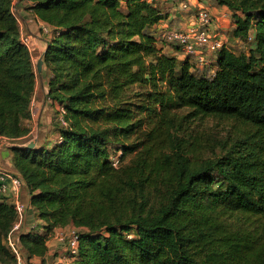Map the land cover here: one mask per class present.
Masks as SVG:
<instances>
[{"label":"trees","instance_id":"obj_1","mask_svg":"<svg viewBox=\"0 0 264 264\" xmlns=\"http://www.w3.org/2000/svg\"><path fill=\"white\" fill-rule=\"evenodd\" d=\"M31 1L55 31L42 60L65 126L50 147L11 148L44 223L20 236L26 257L46 264L47 240L72 227L71 264H264V0H214L252 45L222 47L211 76L173 42L182 58L164 52L155 4ZM34 87L12 0H0V135L14 143L29 133ZM206 119L229 126L219 154ZM14 221L0 201V264L14 263L3 243Z\"/></svg>","mask_w":264,"mask_h":264},{"label":"built area","instance_id":"obj_2","mask_svg":"<svg viewBox=\"0 0 264 264\" xmlns=\"http://www.w3.org/2000/svg\"><path fill=\"white\" fill-rule=\"evenodd\" d=\"M29 6L33 3L31 0H24ZM150 4H158L166 0H145ZM178 10L184 13V22L179 29L165 30V39L179 46L182 57H187L193 62L196 69H203L208 64V58L216 59L219 50L224 47L222 34L214 31V17L204 7L197 3V7L192 8L186 2L178 4ZM12 14L17 20L15 12ZM18 21V20H17ZM40 24V32L44 36L52 37L55 35L54 28L35 18ZM21 41L30 52L31 59L35 58V46L29 36L20 35ZM226 48V47H225ZM31 107V104H30ZM63 109L59 108L58 124L65 126L62 114ZM35 113L30 112V119L35 118ZM29 136V135H27ZM25 136V137H27ZM60 140V137L59 139ZM13 141L4 135H0V147L2 145H11ZM113 165L116 166L117 160L113 158ZM23 181L17 171H7L0 167V201H5L12 206L15 214V221L6 234L3 243L9 253L14 257L13 264H41L38 257H26L20 243V236L29 230L24 227V219L31 209L29 202L21 199V188ZM32 230V229H31ZM56 241L64 247L65 256L61 257L62 264L66 263L68 258L70 262L74 260L78 250V234L76 229L68 228L53 233Z\"/></svg>","mask_w":264,"mask_h":264},{"label":"crops","instance_id":"obj_3","mask_svg":"<svg viewBox=\"0 0 264 264\" xmlns=\"http://www.w3.org/2000/svg\"><path fill=\"white\" fill-rule=\"evenodd\" d=\"M214 1V0H213ZM205 2V1H204ZM214 5H206L210 13L218 20L214 23V31L220 33L225 30L230 31L232 26L230 24L229 16H231L230 11L224 7L218 5L214 1ZM167 6V5H166ZM29 5L24 0H12V10L17 16V22L23 26L20 29V35L29 36L32 39L35 46V58H32L33 69L35 72V87L31 98V107L30 112L35 113V118L29 120H24L23 125L29 128V136H32L35 145L34 147H50L52 144L56 143L59 139V134L56 131V125H58L59 115V106L55 103H52L50 98L47 96L48 91V80L50 79V72L46 64L43 62L40 66V71L36 69V65L39 59H42V55L45 53L47 48L51 43V37L44 36L40 31V24L35 21V16L33 12L29 9ZM161 9V6L159 7ZM164 14H167L166 17L155 26V34L159 38V35L163 31L168 29H179L182 27L184 22V17H178L177 21L172 22L174 16L171 15L170 11L161 9ZM229 21L228 26H225V23ZM44 23V22H43ZM21 26V25H20ZM164 29V30H162ZM160 40V39H159ZM164 52L170 55L177 56L179 58L178 50L173 49L170 45H163ZM29 136L24 137L22 140L24 142L28 141ZM17 145L18 143H14ZM20 146V145H19ZM0 167L7 171H16L12 161V152L11 149L6 145L0 147ZM21 199L28 201L29 193L25 185L21 188ZM43 222L40 221L33 210H29L25 219L24 227L29 231L31 229H38L39 233L44 231ZM72 227L58 228L54 232H58L63 229H68ZM54 234L47 240V253L45 256L46 264H58L61 257L65 256V250L56 239L53 237ZM67 259L66 263L71 264L69 259L66 257L63 260Z\"/></svg>","mask_w":264,"mask_h":264},{"label":"rangeland","instance_id":"obj_4","mask_svg":"<svg viewBox=\"0 0 264 264\" xmlns=\"http://www.w3.org/2000/svg\"><path fill=\"white\" fill-rule=\"evenodd\" d=\"M181 2H186L187 4L192 6V8L197 7V3H199V5H201L205 9H207L206 5L210 6V5L215 4L213 0H166L164 2L162 1L158 4H156V6H158V7L161 6V9L164 8L165 10L170 11L171 15L174 16V19H172V22H174V21L180 20V19H178V17L182 18L185 15L184 13L180 12L178 10V7H177L178 4ZM229 20H230V16H229ZM217 21L218 20L214 17V23ZM228 24H229V21H227L225 23V26L227 27ZM18 25H19V29H21L23 26V22H21V24L18 22ZM162 30H164V29H162ZM166 30H167V28H166ZM39 31H40V29H39ZM231 31H232V29L230 31L225 30L223 32H220V34H222V38L224 40V47H226L229 51H231L235 54L247 53L248 49L252 45V41L249 40L247 42H244L240 39H236L231 35ZM163 34H165V31H163ZM52 37H53V35H52ZM159 39L164 44L170 45L171 47L175 48V46L173 44H170L166 41V39L163 37L162 33L159 35ZM179 58H182V57L179 56ZM213 71H215V60H214V58H211V57L208 58V64L206 66H204L203 69H196L195 68V70H194L195 73H199V74L204 73L207 76H211V74H213ZM179 112L184 113L185 110H181ZM228 127H229L228 125L223 124V123L222 124L218 123V121L214 120V119L204 120L202 127H200V130L202 132L206 133L205 137L209 138L210 141L216 145L214 148V151L216 154L220 153V144H222V142L224 143L227 141ZM32 139H33V137L29 136L28 141H26V142L22 141V143L18 142V144L20 146L27 145Z\"/></svg>","mask_w":264,"mask_h":264},{"label":"water","instance_id":"obj_5","mask_svg":"<svg viewBox=\"0 0 264 264\" xmlns=\"http://www.w3.org/2000/svg\"><path fill=\"white\" fill-rule=\"evenodd\" d=\"M41 63H42V59L40 58L39 61H38V63H37V65H36V69H37L38 72L40 71ZM34 145H35L34 141H30L27 145H24L22 147H26V148L31 149V148L34 147ZM7 147L11 149L13 147H16V145L11 144V145H7Z\"/></svg>","mask_w":264,"mask_h":264}]
</instances>
